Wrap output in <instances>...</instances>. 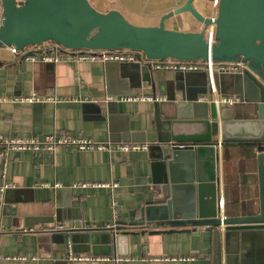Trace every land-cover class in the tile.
<instances>
[{
  "label": "crops",
  "instance_id": "crops-1",
  "mask_svg": "<svg viewBox=\"0 0 264 264\" xmlns=\"http://www.w3.org/2000/svg\"><path fill=\"white\" fill-rule=\"evenodd\" d=\"M185 0H93L107 3L135 25L155 26L160 17ZM204 16L215 3L194 0ZM104 9V10H106ZM103 10V9H101ZM174 30L198 31L202 24L188 12L165 20ZM0 46V136L35 137L56 132L112 143L149 144L156 139L153 102L122 101V96L154 94L164 99V79L173 71L151 70L153 86L141 71L146 64L118 61L44 62ZM157 71V72H156ZM160 71V72H159ZM156 74L161 76L156 81ZM194 84L207 83L205 71L192 72ZM152 77V78H153ZM217 95L231 96L233 74L214 73ZM198 86V85H196ZM55 94L74 101L9 102L1 98ZM235 96V95H234ZM213 99V96L211 97ZM218 188L228 216L257 213L258 167L253 146L226 145L218 150ZM147 150L108 155L58 146L53 151L3 150L0 146V264H264V228L191 226L189 231L145 239L130 236L112 247L96 244L69 252L59 242L65 228L103 230L114 216L127 221L151 187ZM114 180L118 186L80 188L82 181ZM62 228H59V226ZM80 250V248H79ZM88 259H78V256ZM174 255L193 259L165 260Z\"/></svg>",
  "mask_w": 264,
  "mask_h": 264
},
{
  "label": "water",
  "instance_id": "water-1",
  "mask_svg": "<svg viewBox=\"0 0 264 264\" xmlns=\"http://www.w3.org/2000/svg\"><path fill=\"white\" fill-rule=\"evenodd\" d=\"M193 1L185 0L164 13L155 26H139L116 9L97 10L89 0H0V46L18 51L52 41L69 49H136L148 59L245 63L240 73L233 74L232 95L237 100L230 104L211 98L209 82L208 87L206 82L193 85L188 75L192 72L173 71L164 79V99L151 101L156 139L146 148L151 171L146 199L127 221L110 222L103 230L61 229L59 242L70 253L85 251L84 245L110 248L130 236L149 239L196 225L209 230L264 228V0H207L215 3L213 21ZM183 12L201 22V29L165 27L166 19ZM212 22L209 42L205 32ZM142 68L153 86L150 65ZM156 76V81L161 78ZM226 145L255 148L257 213L223 212L217 170L218 150Z\"/></svg>",
  "mask_w": 264,
  "mask_h": 264
},
{
  "label": "built area",
  "instance_id": "built-area-1",
  "mask_svg": "<svg viewBox=\"0 0 264 264\" xmlns=\"http://www.w3.org/2000/svg\"><path fill=\"white\" fill-rule=\"evenodd\" d=\"M216 16V10L210 15L212 21ZM1 7H0V24H1ZM215 25L212 22L206 29L205 38L207 41H213ZM9 50L13 54H19L28 59H35L36 52L40 54V60L44 62H60L66 61H118V62H140L142 64H149L153 70H171L181 72H196L205 71L208 79L209 86L211 88L213 99L217 102L232 103L237 100L234 95L231 96H219L216 93L213 76L214 73H240L245 68V63L241 60L233 62H213L210 60H177L173 58H167L163 60L148 59L145 54L136 49H69L64 48L61 45L52 41L43 42L38 45L30 46L24 51H18L13 46H8ZM159 99L158 96L153 94H135L129 96H122L119 100L122 101H153ZM1 100L9 102H50L57 103L59 101H74L73 98H59L55 94H47L44 97H40L37 94H30L27 96H13L1 98ZM72 146L81 151H104L108 155L115 153L126 154L131 151L146 150L147 144H132V143H112L110 141H94L90 138L73 136L68 134H57L56 132L49 133L44 136L42 140H38L35 137H10L0 136V146L3 150H31L40 151L46 149L53 151L58 146ZM8 184H0V190L7 187ZM80 188H107L111 192L118 186V183L114 180L108 181H82L74 184ZM222 205V200H221ZM113 208V219L111 222H115L116 219V201L112 200ZM109 224H107L108 226ZM59 228H62L60 225ZM78 259H88L87 256H78ZM192 256L188 255H174L165 260H190Z\"/></svg>",
  "mask_w": 264,
  "mask_h": 264
},
{
  "label": "rangeland",
  "instance_id": "rangeland-1",
  "mask_svg": "<svg viewBox=\"0 0 264 264\" xmlns=\"http://www.w3.org/2000/svg\"><path fill=\"white\" fill-rule=\"evenodd\" d=\"M107 3H105V4H102V5H98V7L100 8V9H106L107 8ZM209 12L207 11H205V14H206V16H209V14H208ZM196 20V19H195ZM197 22H198V24H200L201 22H199L198 20H196ZM133 23V22H132ZM138 25V24H137ZM201 29V28H200ZM180 31H184V30H180Z\"/></svg>",
  "mask_w": 264,
  "mask_h": 264
},
{
  "label": "trees",
  "instance_id": "trees-1",
  "mask_svg": "<svg viewBox=\"0 0 264 264\" xmlns=\"http://www.w3.org/2000/svg\"><path fill=\"white\" fill-rule=\"evenodd\" d=\"M90 1V4L92 5V6H94V4H93V0H89ZM95 7V6H94ZM96 8V7H95ZM97 10H99V11H102V12H106V11H108V9H106V10H101V9H98V8H96Z\"/></svg>",
  "mask_w": 264,
  "mask_h": 264
}]
</instances>
